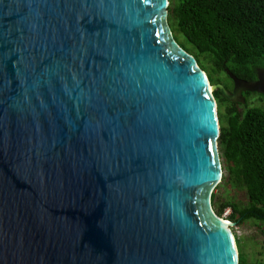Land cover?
I'll return each mask as SVG.
<instances>
[{"label":"water","instance_id":"water-1","mask_svg":"<svg viewBox=\"0 0 264 264\" xmlns=\"http://www.w3.org/2000/svg\"><path fill=\"white\" fill-rule=\"evenodd\" d=\"M169 0H0V264H239L209 79ZM225 73L230 102L264 93Z\"/></svg>","mask_w":264,"mask_h":264},{"label":"trees","instance_id":"trees-1","mask_svg":"<svg viewBox=\"0 0 264 264\" xmlns=\"http://www.w3.org/2000/svg\"><path fill=\"white\" fill-rule=\"evenodd\" d=\"M167 11L175 40L196 58L211 84L227 86L217 78L221 73L229 78L224 67L249 80L255 67L264 66V0H169ZM258 94L264 101V93ZM213 95L220 123L218 149L225 170L221 181L229 188L243 190L246 196L244 203L226 199L217 205L221 197L213 192L214 210L222 217L230 208L228 219L234 222L251 218L264 222V103L234 104L219 89ZM235 239L239 264H264V255L249 262L240 239Z\"/></svg>","mask_w":264,"mask_h":264},{"label":"rangeland","instance_id":"rangeland-1","mask_svg":"<svg viewBox=\"0 0 264 264\" xmlns=\"http://www.w3.org/2000/svg\"><path fill=\"white\" fill-rule=\"evenodd\" d=\"M207 74V73H206ZM219 77L224 82L225 85H228L231 83L230 78H227L225 74H219ZM216 82V81H215ZM211 84V83H210ZM216 83H213L214 85ZM215 89H212V93ZM264 103L263 99L259 94H251L248 98V105L247 106H253V105H262ZM225 112V106L222 104L221 106V113ZM223 123H225V120H223ZM223 170V173H225V170ZM214 193H216L221 199L217 202V205L219 204L220 200H226L230 199L232 201L246 202V196L245 192L240 189H234L229 188L226 185L223 184V181H221L213 190ZM231 213V209L227 208L223 214L222 218L230 221L232 223L231 229L232 232L236 237L240 239V246L242 248V251L247 258L249 262L259 261L262 259L264 255V242H263V232H264V222L251 218L246 219L242 222H234L228 219L229 214Z\"/></svg>","mask_w":264,"mask_h":264},{"label":"flooded vegetation","instance_id":"flooded-vegetation-1","mask_svg":"<svg viewBox=\"0 0 264 264\" xmlns=\"http://www.w3.org/2000/svg\"><path fill=\"white\" fill-rule=\"evenodd\" d=\"M262 65H264V63H263ZM262 70H264V66H257V67H255V75H254L251 79H249V80H257L258 75H259L260 71H262ZM229 78H230V77H229ZM230 80H231V83L228 84V85L226 86V88H227L228 90H232L233 87H234V84H233V81H232L231 78H230ZM255 93L258 94L259 92H251V94H255ZM242 94H243V97H244V99H245V102H244V103L233 102V103H234V104H242V105L247 106V105H248V98H249L250 95H248L247 91H246V92H243ZM260 94H261V93H260ZM262 94H263V93H262Z\"/></svg>","mask_w":264,"mask_h":264},{"label":"bare ground","instance_id":"bare-ground-1","mask_svg":"<svg viewBox=\"0 0 264 264\" xmlns=\"http://www.w3.org/2000/svg\"><path fill=\"white\" fill-rule=\"evenodd\" d=\"M210 86H209V91L211 92L212 91V89H213V87H212V84H209ZM224 219V218H223ZM224 220H226V219H224Z\"/></svg>","mask_w":264,"mask_h":264}]
</instances>
